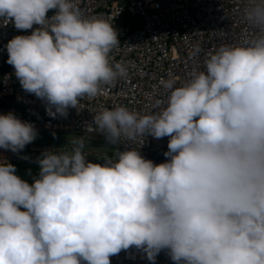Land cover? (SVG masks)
Returning <instances> with one entry per match:
<instances>
[{
	"label": "clouds",
	"instance_id": "clouds-1",
	"mask_svg": "<svg viewBox=\"0 0 264 264\" xmlns=\"http://www.w3.org/2000/svg\"><path fill=\"white\" fill-rule=\"evenodd\" d=\"M121 10L0 0V26L31 29L7 40L5 62L48 117L127 77L131 65L112 57ZM238 11L250 31L204 51L183 78H160L146 110L90 111L85 131L125 145L101 163L82 140L42 150L31 179L0 158V264H110L130 247L152 264L161 250L174 264H264V0H241ZM37 135L31 121L0 113V148L27 158ZM148 135L167 137L166 159L141 154Z\"/></svg>",
	"mask_w": 264,
	"mask_h": 264
},
{
	"label": "built area",
	"instance_id": "built-area-1",
	"mask_svg": "<svg viewBox=\"0 0 264 264\" xmlns=\"http://www.w3.org/2000/svg\"><path fill=\"white\" fill-rule=\"evenodd\" d=\"M126 2V3H122ZM113 0H80V8L87 15L106 14L122 10L114 19L118 39L121 42L114 49L112 57L131 65L126 78L118 79L112 86H105L95 98H83L76 108H69L66 117L50 118L45 114L41 101L31 93H25L12 73V66L6 61L4 44L13 35L30 32L19 30L11 24L0 26V96L12 98L17 104L25 105L24 112L14 107H0V113L12 111L22 120L31 121L41 133L72 131L89 137H102L100 133L87 130L84 125L91 121L97 108L116 103L131 110L144 111L149 104V94H159L158 81L168 74L180 78L203 58V52L222 42H236L242 31L250 28L239 14L241 0H118L117 9L112 8ZM142 20L141 26H132L126 15ZM199 47L198 56L191 55ZM5 74H9L7 80ZM138 146V145H137ZM123 148L125 145H119ZM167 137L146 136L140 152L145 157L163 155ZM52 148L49 144L32 146L26 144L21 153L26 159L34 160L42 150ZM0 158L19 163L20 153L0 148ZM166 159L162 156L157 162ZM110 264H152L136 248L130 247L110 256Z\"/></svg>",
	"mask_w": 264,
	"mask_h": 264
},
{
	"label": "rangeland",
	"instance_id": "rangeland-1",
	"mask_svg": "<svg viewBox=\"0 0 264 264\" xmlns=\"http://www.w3.org/2000/svg\"><path fill=\"white\" fill-rule=\"evenodd\" d=\"M82 140V152L87 159H101L106 154L111 155L117 150L118 145L112 144L102 137H89L74 133L70 130L59 133H41L36 138L28 143L32 146H39L40 144H49L56 147L60 151H68L73 146V141ZM24 154V153H22Z\"/></svg>",
	"mask_w": 264,
	"mask_h": 264
},
{
	"label": "trees",
	"instance_id": "trees-1",
	"mask_svg": "<svg viewBox=\"0 0 264 264\" xmlns=\"http://www.w3.org/2000/svg\"><path fill=\"white\" fill-rule=\"evenodd\" d=\"M122 3H126V2H122ZM126 19H127V22L132 25V28L135 26H139V25L141 26V24H142V20L140 18H133L129 14L126 15ZM8 66H11V65L8 64ZM2 106L12 107V106H17V105H16V103H14V101L11 98L0 96V107H2ZM17 107H19V106H17ZM162 156L163 155L161 154L158 156L146 157V158L152 159L154 162H157ZM93 162L101 163L102 159H94ZM13 164L16 166L17 173L25 179H31V177L33 175H35V173L37 171V165L34 163V160L22 161V162L13 163ZM150 263H152V262H150ZM154 264H174V262H172L169 259L165 250H161L157 254Z\"/></svg>",
	"mask_w": 264,
	"mask_h": 264
},
{
	"label": "crops",
	"instance_id": "crops-1",
	"mask_svg": "<svg viewBox=\"0 0 264 264\" xmlns=\"http://www.w3.org/2000/svg\"><path fill=\"white\" fill-rule=\"evenodd\" d=\"M131 16V15H130ZM130 24V23H129ZM131 25V24H130ZM132 26V25H131ZM12 99V98H11ZM13 100V99H12ZM14 101V100H13ZM14 103H16L15 101H14ZM16 105L17 106H19V107H17V106H12V107H14V108H17L18 110H19V112H24V110L26 109V106L25 105H20V104H17L16 103ZM2 107H9V106H2ZM24 154H26V157H28V155H27V153L26 152H23ZM29 159H24V160H22V161H28ZM21 161V162H22ZM30 161V160H29Z\"/></svg>",
	"mask_w": 264,
	"mask_h": 264
}]
</instances>
